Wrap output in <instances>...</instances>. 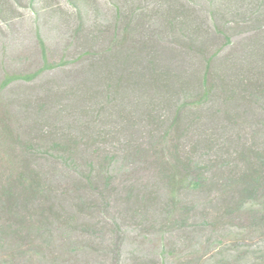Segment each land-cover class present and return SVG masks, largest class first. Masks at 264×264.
Instances as JSON below:
<instances>
[{
  "label": "trees",
  "instance_id": "16d2710c",
  "mask_svg": "<svg viewBox=\"0 0 264 264\" xmlns=\"http://www.w3.org/2000/svg\"><path fill=\"white\" fill-rule=\"evenodd\" d=\"M110 1L114 11L111 30L88 36L83 28L89 13L94 18L99 15L96 1L64 0L78 27L73 31L78 37L76 60L93 58L82 68L85 77L77 86L76 97V92L72 95L81 102L88 99L93 105L109 106L105 113L88 109L81 116L95 118L98 128L112 123L127 131L121 143L122 156L115 152L91 156L85 160L88 168L75 172L72 186L81 193L79 201H89L93 195L108 201L105 192L108 187L115 189L116 171L135 157L140 161L151 158L158 189L129 183L120 198L123 204L137 205L143 217L147 218L150 211L156 217L148 226L155 224L158 229L154 252L136 256L134 264H264V146L242 145L235 160L219 156L213 161L203 159L198 150L184 153L175 143L192 129L204 131L205 124L222 135L225 128L219 121L235 125L244 111L238 110L239 103L264 102V32L242 48L244 63L236 56L220 58L211 51V35L180 4L193 0ZM219 2L223 16L230 19L226 23L252 16L254 29H264V0ZM22 7L39 18L47 15L61 23H66V13H72L60 0H0V23L8 25L18 19ZM147 7L154 8L151 16L146 15ZM209 19L211 33L214 37L221 34L226 41L222 47L228 46L229 36L221 30L223 24H218L215 12ZM38 41L44 55L40 35ZM245 74L252 77L244 78ZM136 128L145 134L143 149L133 143ZM76 138L53 141L48 149L56 160L74 164L80 150ZM82 138L81 147L90 150L102 136ZM8 139L6 131H0V151L7 149ZM200 145L212 150L217 142L205 136L193 147ZM24 147L28 152L30 146L24 143ZM30 162L23 156L10 174L0 172V264H78L81 246L70 240L76 217L65 212L50 180L33 170ZM182 192L205 197L214 194L203 206L202 223L209 230V239L194 260L171 262L168 258L174 255L175 247L167 244L163 235L186 226L199 207L198 202L184 201ZM234 228L246 236H231ZM219 229L229 235L221 236ZM252 236H259L261 241L253 243ZM123 245L122 236H115L109 252L111 264H122Z\"/></svg>",
  "mask_w": 264,
  "mask_h": 264
},
{
  "label": "rangeland",
  "instance_id": "374dc122",
  "mask_svg": "<svg viewBox=\"0 0 264 264\" xmlns=\"http://www.w3.org/2000/svg\"><path fill=\"white\" fill-rule=\"evenodd\" d=\"M95 1L99 15L94 18L92 13L88 14L87 23L83 28L88 36L110 31L114 17L110 0ZM180 2L182 7L189 10L195 21L202 23V27L211 35L213 46L211 51H216L220 58L236 56L243 61L246 56L242 48L250 46L252 40L264 32L261 28L254 29L252 16L245 17L244 21L232 19V23H226L230 19L223 16L222 2L219 0ZM60 3L69 10L64 0H60ZM124 6L126 7V4ZM18 11L20 12L18 19L8 25L0 23V131H6L10 136L7 149L0 151V172L4 175L10 174L25 156L31 159L29 166L33 170L42 178L50 180L51 190L61 197V206L65 212L76 217L77 224L74 223L76 229L71 232L70 240L81 246L77 257L78 264H111L109 255L111 243L119 234L124 239L122 264H134L137 262L136 256H148L154 252L156 240L159 239L158 229L155 224L152 228L148 226L156 217L152 211L147 218L143 217L137 205L133 207L123 204L120 198L123 195V188L129 183L158 189L156 169L150 164L151 158L140 161L135 157L136 160L127 161L121 171H116L112 184L115 189L111 190V187H108V191L105 192L109 195L108 201H105L104 197L97 199L94 195L90 202L79 201L81 193L72 186L75 172L88 168L85 160L91 156L99 158L108 152L122 156L121 143L125 140L127 131H122L120 125L112 123L105 128H98L95 118L90 120L81 116V112L88 109H101L105 113L109 106L103 103L93 105L88 99L81 102L75 98L77 86L85 77L82 68L90 64L93 58L76 60L78 37L73 36V31L78 27L72 10H69L72 13H66V23L52 20L47 15L39 18L26 7L19 8ZM153 12L154 8L147 7L146 15L151 16L149 14ZM211 12H215L218 24H223L221 30L229 36V45L226 47H222L226 45L224 44L226 41L221 34L214 37L211 33L213 31L209 19ZM38 35L43 42L44 55ZM13 77L15 79L8 81V78ZM243 77L250 79L252 76L245 74ZM74 93L75 97L72 95ZM239 104L241 105L238 110L243 109L245 112L239 115L235 125H229L224 120L219 121V126L225 128L222 135L217 133L216 128L205 124L204 131L192 129L175 143L184 153L198 150L203 159L213 161L219 156L235 160L242 145L249 148L264 146V102L256 100L255 105L245 106L244 102ZM138 129H134L133 143L143 149L146 147V137L144 133L137 131ZM116 131L119 132L115 137ZM97 134H100L102 139L96 138L97 143L91 145L90 150H83L82 137ZM72 136L77 137L76 140L79 138L77 142L80 150L77 161L72 164L69 161L64 163L56 160V156L48 149L51 142L64 141ZM205 136L211 137L217 145L212 150L203 149L201 145L194 149L195 141L202 140ZM24 143L30 146L28 152ZM92 151L95 152L93 155ZM216 171L217 166L213 169V172ZM95 189L101 190L100 187ZM181 194L184 201L198 202L199 207L196 215L189 219L186 226L163 235L165 242L175 247L174 255L168 258L171 262L194 260L200 256L204 243L209 239V230L202 223L205 211L203 206L208 199L214 198V194H210L209 197L186 192ZM222 230L224 229L218 230L221 236L229 235ZM232 230L230 234L233 237L246 236V233L238 228ZM253 236V243L261 241L259 236Z\"/></svg>",
  "mask_w": 264,
  "mask_h": 264
}]
</instances>
